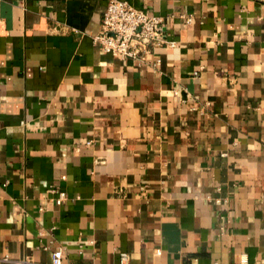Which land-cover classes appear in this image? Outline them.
<instances>
[{"label": "crops", "instance_id": "obj_1", "mask_svg": "<svg viewBox=\"0 0 264 264\" xmlns=\"http://www.w3.org/2000/svg\"><path fill=\"white\" fill-rule=\"evenodd\" d=\"M108 1L0 0V264H264V0H126L156 65Z\"/></svg>", "mask_w": 264, "mask_h": 264}, {"label": "built area", "instance_id": "obj_2", "mask_svg": "<svg viewBox=\"0 0 264 264\" xmlns=\"http://www.w3.org/2000/svg\"><path fill=\"white\" fill-rule=\"evenodd\" d=\"M189 17L188 20H190ZM164 17L142 8H137L126 0H109L103 12L99 32L92 35V41L103 51L122 59H130L139 65L153 64L150 56L156 47L175 46L174 41L164 36ZM87 143H90L88 141ZM144 186L140 188L144 190ZM65 199L64 192H59L56 202ZM63 249L57 247L52 253L50 264H65L62 260ZM0 260L8 261L5 255ZM127 252L120 253L121 264H128ZM21 261H17L19 264Z\"/></svg>", "mask_w": 264, "mask_h": 264}]
</instances>
